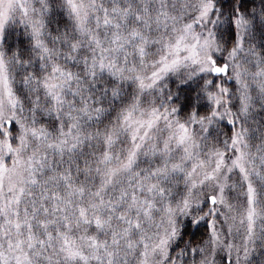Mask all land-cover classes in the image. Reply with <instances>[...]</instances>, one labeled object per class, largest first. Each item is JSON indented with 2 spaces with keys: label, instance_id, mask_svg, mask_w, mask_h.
Here are the masks:
<instances>
[{
  "label": "snow or ice",
  "instance_id": "obj_1",
  "mask_svg": "<svg viewBox=\"0 0 264 264\" xmlns=\"http://www.w3.org/2000/svg\"><path fill=\"white\" fill-rule=\"evenodd\" d=\"M0 264H264V0H0Z\"/></svg>",
  "mask_w": 264,
  "mask_h": 264
}]
</instances>
